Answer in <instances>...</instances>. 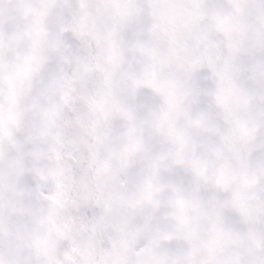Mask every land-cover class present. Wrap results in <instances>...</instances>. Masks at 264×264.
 <instances>
[{
	"label": "clouds",
	"instance_id": "1",
	"mask_svg": "<svg viewBox=\"0 0 264 264\" xmlns=\"http://www.w3.org/2000/svg\"><path fill=\"white\" fill-rule=\"evenodd\" d=\"M0 264H264V0H0Z\"/></svg>",
	"mask_w": 264,
	"mask_h": 264
}]
</instances>
